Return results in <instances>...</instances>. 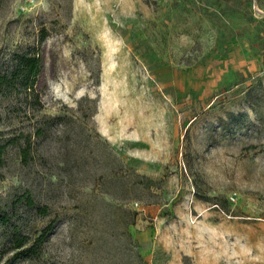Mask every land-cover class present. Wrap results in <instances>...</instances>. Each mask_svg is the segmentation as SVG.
<instances>
[{
  "label": "rangeland",
  "instance_id": "obj_1",
  "mask_svg": "<svg viewBox=\"0 0 264 264\" xmlns=\"http://www.w3.org/2000/svg\"><path fill=\"white\" fill-rule=\"evenodd\" d=\"M23 56L0 264H264V0H0Z\"/></svg>",
  "mask_w": 264,
  "mask_h": 264
},
{
  "label": "trees",
  "instance_id": "obj_2",
  "mask_svg": "<svg viewBox=\"0 0 264 264\" xmlns=\"http://www.w3.org/2000/svg\"><path fill=\"white\" fill-rule=\"evenodd\" d=\"M39 62H40V58L36 56L21 57L11 77L8 75H0V86L5 84L11 86L13 85L12 83L15 81L16 78L23 76V81L21 82V85L30 88L31 86L28 85L29 80L37 72ZM23 156L25 157L27 156L26 151H23ZM34 249H35L34 246L30 248L31 251H33Z\"/></svg>",
  "mask_w": 264,
  "mask_h": 264
}]
</instances>
